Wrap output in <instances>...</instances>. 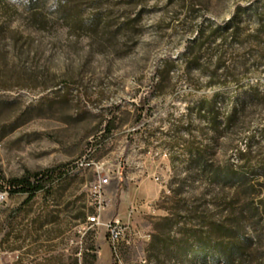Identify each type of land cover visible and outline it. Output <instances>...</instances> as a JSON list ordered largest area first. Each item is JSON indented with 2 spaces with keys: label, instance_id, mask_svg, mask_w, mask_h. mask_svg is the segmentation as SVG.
Returning a JSON list of instances; mask_svg holds the SVG:
<instances>
[{
  "label": "rangeland",
  "instance_id": "374dc122",
  "mask_svg": "<svg viewBox=\"0 0 264 264\" xmlns=\"http://www.w3.org/2000/svg\"><path fill=\"white\" fill-rule=\"evenodd\" d=\"M262 6L264 0H0V241L9 224L11 237L34 238L5 240L0 264H93L92 256L96 264H213L189 231L205 239L224 220L231 190L210 175L226 156L201 102L217 94L221 118L236 88L205 87L206 78L184 74L183 60L200 28L208 36L238 8L241 27L253 34L259 23L246 25L245 16ZM259 42L232 41L231 50L239 72L249 83L260 80L264 92V38ZM166 60L175 62L167 78ZM250 110L247 136L260 142L264 103ZM59 166L63 175L47 200L39 194L21 208L26 197L9 196V180ZM105 175L102 221L118 218L126 228L117 251L104 226L85 225ZM47 204L55 221L36 233L33 222ZM195 209L202 213L196 219ZM245 233L254 235L249 226ZM165 247L171 254L159 255ZM255 259L264 264V252Z\"/></svg>",
  "mask_w": 264,
  "mask_h": 264
},
{
  "label": "trees",
  "instance_id": "16d2710c",
  "mask_svg": "<svg viewBox=\"0 0 264 264\" xmlns=\"http://www.w3.org/2000/svg\"><path fill=\"white\" fill-rule=\"evenodd\" d=\"M240 12L238 8L224 26L214 30L211 28L208 36L206 33L209 29L200 28L197 31L198 37L191 43L183 60L184 74L195 72L198 77L206 78L205 87L236 88L235 96L227 99L226 112L221 118L215 112L217 94L201 102V109L208 110L211 115L215 143L218 144L219 140H222L221 149L226 156L225 165L211 168L210 175L216 178L222 188L231 190L230 196L226 198L224 220L212 225L205 239L197 230L189 231L197 244H206L203 247L198 244L197 249L210 251L213 264H253L259 252H264V127L261 129L262 141L247 136L249 121L253 115L250 109L264 103V92L260 80L249 83V74L239 72L237 57L231 50L232 41L241 44L248 41L256 47H261L258 41L264 38V6L245 16L246 25L248 20L253 19L259 23V28L253 34L241 27L239 21L243 18ZM217 41L219 44H216ZM258 59L264 60V50L259 52ZM174 66V61L164 62L165 78ZM250 73L258 77L261 75L259 70H252ZM62 168L59 166L31 176L9 180V196L24 195L26 199L21 208L31 207L39 194H43L47 200L52 196V184L63 175ZM54 213L55 210L51 209L49 204L43 206L39 217L33 222L32 231L39 233L45 225L53 223ZM194 213V219L202 214L197 209ZM9 225L11 229L6 234L7 242L10 238L15 241L34 239L29 233L25 237L21 233L11 237L14 230L12 224ZM248 226L254 233L252 237L245 233ZM5 240L0 241L1 248ZM184 249L185 247L179 248L180 251ZM8 250L13 251L14 248L9 246ZM159 252V255L171 254L168 247L160 249ZM92 258L93 264H96V256Z\"/></svg>",
  "mask_w": 264,
  "mask_h": 264
},
{
  "label": "built area",
  "instance_id": "2783aa9c",
  "mask_svg": "<svg viewBox=\"0 0 264 264\" xmlns=\"http://www.w3.org/2000/svg\"><path fill=\"white\" fill-rule=\"evenodd\" d=\"M104 178H100L97 185L94 187V199L91 206L94 207L95 212L92 216L87 217L86 226L90 228L104 226L108 232L109 240L114 248L117 251V245L124 240L125 237V227L120 219L116 218L109 220L107 222L102 221V212L106 207V200L103 196V189L106 185L109 184V176L105 175ZM133 212V210H132ZM85 228H88L86 227Z\"/></svg>",
  "mask_w": 264,
  "mask_h": 264
}]
</instances>
